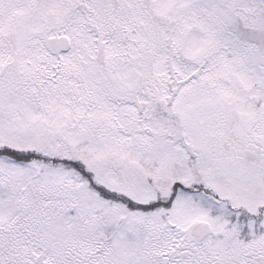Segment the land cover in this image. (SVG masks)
I'll return each mask as SVG.
<instances>
[{
	"label": "snow or ice",
	"instance_id": "1",
	"mask_svg": "<svg viewBox=\"0 0 264 264\" xmlns=\"http://www.w3.org/2000/svg\"><path fill=\"white\" fill-rule=\"evenodd\" d=\"M0 264H264V0H0Z\"/></svg>",
	"mask_w": 264,
	"mask_h": 264
}]
</instances>
